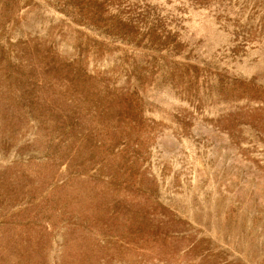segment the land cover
Wrapping results in <instances>:
<instances>
[{
	"label": "rangeland",
	"instance_id": "1",
	"mask_svg": "<svg viewBox=\"0 0 264 264\" xmlns=\"http://www.w3.org/2000/svg\"><path fill=\"white\" fill-rule=\"evenodd\" d=\"M0 264H264V0H0Z\"/></svg>",
	"mask_w": 264,
	"mask_h": 264
}]
</instances>
